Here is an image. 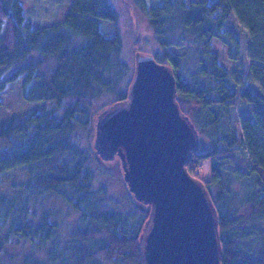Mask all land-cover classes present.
<instances>
[{"label":"trees","instance_id":"16d2710c","mask_svg":"<svg viewBox=\"0 0 264 264\" xmlns=\"http://www.w3.org/2000/svg\"><path fill=\"white\" fill-rule=\"evenodd\" d=\"M137 2L162 47L153 55L171 67L176 99L201 133L187 168L204 181L216 206L222 264H264V0ZM103 19L110 35L101 29ZM214 38L227 46L234 68L220 63ZM120 45L118 13L109 0H72L62 21L41 26L27 21L21 0H0V66L15 67L7 77L0 73V94L24 75V99L56 102L53 110L30 108L0 121V186L8 169L23 166L27 173L15 194L0 195V264H18L8 250L14 239L36 247L19 264H143L139 238L151 205L128 185L123 202L95 188L92 163L101 157L96 148L93 154L73 143L77 113L89 114L123 71L124 63L113 59ZM184 45L185 52L171 50ZM34 50L41 55L31 57ZM238 70L248 81L236 86L229 79ZM240 103L252 113L238 112ZM110 106L99 108L94 125ZM238 117L243 137L232 125ZM206 160L208 179L199 172ZM50 194L74 210L67 227L34 208L36 198Z\"/></svg>","mask_w":264,"mask_h":264},{"label":"water","instance_id":"95a60500","mask_svg":"<svg viewBox=\"0 0 264 264\" xmlns=\"http://www.w3.org/2000/svg\"><path fill=\"white\" fill-rule=\"evenodd\" d=\"M176 93L171 67L138 52L127 98L97 122L96 150L103 159L118 153L129 189L151 205L139 238L143 264H222L216 206L187 168L199 133Z\"/></svg>","mask_w":264,"mask_h":264},{"label":"rangeland","instance_id":"374dc122","mask_svg":"<svg viewBox=\"0 0 264 264\" xmlns=\"http://www.w3.org/2000/svg\"><path fill=\"white\" fill-rule=\"evenodd\" d=\"M24 5V11L27 21L34 26H41L50 23H57L63 20L65 15L71 9L72 0H21ZM110 4L116 9L118 13V26L120 31L121 45L118 52H114L113 59L123 62V71L118 76V81L111 89L104 90L99 94L93 103L92 107H88L89 114H82L78 112L75 119V128L73 131V143L81 149L93 151L96 140L97 124L95 117L102 105L110 106L112 102L119 97L122 92L127 91V84L133 77L135 69V59L138 52L154 54L161 50L162 47L157 41L156 34L152 25L150 24L148 13L140 6L137 0H109ZM163 0H147L148 4H162ZM101 29L107 34L110 29V23L103 19L101 21ZM212 46L219 53L220 63L227 69H232L237 65L236 60H232L227 55V46L219 39L212 40ZM140 48V50L138 49ZM188 49L186 45L175 47L172 46L173 52H185ZM41 55L40 50H34L31 57H38ZM15 67L4 69L0 66V73L3 77H7L14 71ZM242 70L235 71L231 74L230 82L238 85L247 83L248 77ZM244 78L246 80H244ZM24 75H21L17 80L10 82L6 89L1 92L0 97L3 104L0 105V121H4L13 114L23 112L30 108L43 107L44 111H50L56 108V102L52 101H28L23 98L21 94V84ZM238 112L251 114L249 107L242 109L240 103ZM62 110L57 109L56 114L61 115ZM88 122L81 123L79 119H87ZM97 123V122H96ZM237 135L243 137V130L240 124V118H235L232 121ZM199 137H201V133ZM202 138V137H201ZM208 144V143H207ZM204 148V147H203ZM243 148V146H240ZM93 153V152H92ZM94 154V153H93ZM97 154H99L97 152ZM100 155V154H99ZM101 157V156H100ZM101 159H103L101 157ZM94 158L92 169L94 172L93 184L95 188H104L108 195L113 196L120 202H123L127 193V183L124 178V169L121 163L120 155L117 153L110 159ZM200 176L208 179L211 176L210 162L206 160L202 169L199 170ZM27 173L23 166L8 169L2 174L0 195H13L16 192L17 185L21 181L26 180ZM203 181V180H202ZM122 200V201H121ZM127 207V204H123ZM34 208L38 211L45 210L50 213V218L54 221H63L65 227L70 224L74 210L60 197L50 194L45 197H38L35 200ZM37 221V220H35ZM8 246L9 253L12 255L16 263H20L24 255L36 248L29 241L19 240ZM258 242V239L255 238ZM259 245L262 247L261 239ZM42 249V248H41ZM44 256V255H43Z\"/></svg>","mask_w":264,"mask_h":264}]
</instances>
